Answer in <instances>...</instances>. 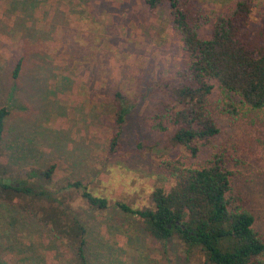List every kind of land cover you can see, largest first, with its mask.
I'll return each instance as SVG.
<instances>
[{"label": "rangeland", "instance_id": "rangeland-1", "mask_svg": "<svg viewBox=\"0 0 264 264\" xmlns=\"http://www.w3.org/2000/svg\"><path fill=\"white\" fill-rule=\"evenodd\" d=\"M237 1L189 0L198 12L199 37L209 38L215 18ZM250 2L248 29L255 30L264 24V0ZM20 57L14 80L11 69ZM186 59L166 5L151 10L145 0H0V106L11 111L0 157L22 171L54 165L50 186L81 180L111 204L138 208L153 205L157 187L174 184L165 161L202 166L217 158L232 172L227 196L242 198L237 203L254 215V229L264 238V108L251 109L233 96L228 100L236 111L221 112L227 100L212 80L208 107L219 133L195 156L172 141L175 126L168 120L165 131L152 127L156 114L168 113L170 98L160 86L178 81L175 73ZM116 93L135 104L120 147L109 153L118 130ZM27 197L28 204L0 196V264H76L66 240L47 223L56 216L43 200ZM69 203L83 215L93 264L201 263L177 239L151 238L139 220L113 205L97 210L77 193Z\"/></svg>", "mask_w": 264, "mask_h": 264}, {"label": "trees", "instance_id": "trees-1", "mask_svg": "<svg viewBox=\"0 0 264 264\" xmlns=\"http://www.w3.org/2000/svg\"><path fill=\"white\" fill-rule=\"evenodd\" d=\"M145 3L151 10L166 5L171 27L180 35L187 57L175 73L178 81L160 86L170 98L166 103L168 113L156 114L152 127L165 131L164 120H168L175 126L172 141L195 156L199 145L209 143L219 133L208 107L214 88L212 80L218 83L227 100L220 103L221 112L236 111L228 100L233 96L251 109L264 108V24L249 30L251 2L238 0L229 14L215 18L211 36L201 38L197 33L198 12L189 0H145ZM21 65L22 57L11 69L14 80L20 76ZM116 97L119 99L115 113L118 130L110 139L109 153L120 147L126 114L135 104L121 93H116ZM10 114L7 107L0 106V149ZM164 170L174 184L167 190L157 187L151 194L153 205L138 208L120 200L111 204L107 197L94 194L81 180L50 186L54 165L22 171L10 167L0 157V196L26 203L31 202L27 196L43 200L42 206L57 218L47 223L66 240L64 243L74 253L76 264L93 263L88 253L83 215L70 209L69 197L73 193L91 208L104 210L113 205L122 213L134 216L153 239L163 242L177 239L187 256L200 257V264H264V238L254 229V215L237 203L242 198L236 196L230 200L227 196L232 172L221 160L215 158L202 166H186L179 160H169L165 161ZM26 203L21 204L25 207ZM62 216L66 219L62 220Z\"/></svg>", "mask_w": 264, "mask_h": 264}]
</instances>
